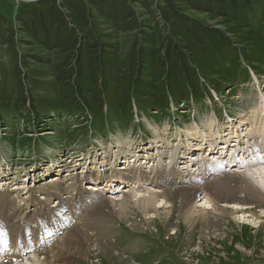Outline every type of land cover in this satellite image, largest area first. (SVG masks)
<instances>
[{"label":"rangeland","instance_id":"rangeland-1","mask_svg":"<svg viewBox=\"0 0 264 264\" xmlns=\"http://www.w3.org/2000/svg\"><path fill=\"white\" fill-rule=\"evenodd\" d=\"M97 1L90 2L93 4ZM25 2L0 0V177H3L0 183V208L5 207L1 208L5 212L23 207L24 202L30 200L26 190H32L30 196L35 198V203L43 199L40 201L42 204L58 207L54 197L63 198L65 202V197L76 192L67 195L63 189L73 184L83 188L88 183L93 187L90 181H79L84 171L89 169L95 175L105 163L127 168V162L118 157L130 150L138 159L135 164L130 160V167L139 168L141 172L155 169L158 163L154 162L152 167V163L144 162L154 157L157 162L160 160L161 165L173 161L171 167L182 170L187 176L196 175L205 166L211 168L220 165L228 171L227 159L207 157L202 150L205 143L211 149L216 145L215 141L221 138L228 140L233 132L238 134L239 139L248 134L252 147H261L259 134L264 135V129L262 125L255 124L251 111L264 106L261 78L264 75V7L248 8L243 13L246 18L240 24L234 18L218 19L202 14L193 16L184 10L187 16L217 31L211 39L207 37L209 41L206 44L199 45L180 29L165 4H161L159 9L167 17L177 43L192 58L190 74L185 75L186 83L200 92L193 96L192 92L187 93L189 102L184 103V95L179 98L180 95L174 94L176 89L170 88L165 91V103H162L157 101V81L153 77L147 79L151 76L150 72L141 77L137 65H131L133 55L144 50L143 46H139L141 40L138 33H120L111 29L108 22L96 16L92 7L91 12L97 19L95 32L100 36L96 43L97 46L103 45L104 50H98L99 63L91 68L86 62L89 47L84 41L85 36L81 39L79 34L72 47L54 48L57 42L53 46L48 40L43 44L39 34L36 37L38 41H33L21 23L31 22L26 15L31 3ZM135 9L137 13L144 12L139 6ZM254 16H258L256 21ZM70 18L75 21L71 14ZM142 19L147 20L148 25L152 24L148 17ZM85 32L84 28L81 29L83 35ZM146 50L151 51L153 47H146ZM73 53H77L76 60ZM77 61L81 62L79 66L76 65ZM161 84L166 86L165 82ZM123 90L132 92L130 107L124 102ZM162 107H169V115ZM228 115L231 118H227ZM242 123L245 125L242 126ZM257 141L256 146L254 142ZM80 152H83L84 162L76 161L75 156ZM63 161L65 166L62 171L59 170V175L57 169L60 167L54 169L52 165L58 166ZM46 169L48 174L44 173ZM52 177L56 179L55 182ZM128 177L135 178V174ZM71 178L75 182H69ZM50 181L53 183L50 184ZM56 183L58 190H63L57 195L54 194L58 192ZM186 183L163 187L160 191L167 189V194L171 192L172 197L168 199L171 207L169 210L160 209L161 212L167 210L160 222L155 220L151 228L138 230L132 226L134 221L139 224L143 221L138 204L123 203L119 195L129 197L134 191L145 195L147 191H152L153 185L144 184L137 189L140 185L132 180L126 190L120 188L116 195L105 194L103 208L97 205L84 211V216L77 223L79 228L67 226L60 235L50 231L53 235L49 237L55 235L58 239L54 244L64 241L55 255L58 260L53 264H264V218L260 224H254L252 219L241 216L235 210L238 214L222 218L225 222L221 231L208 237V232L201 228L202 216H191L185 221L184 215H180L183 211L179 200L181 195L192 193L189 187L195 186L193 182ZM119 185L117 188L112 186V191H117ZM105 187L102 184L93 188L103 191L108 189ZM154 190L157 191V187ZM47 192L53 193L52 199ZM162 194H156V199H167L164 197L166 194ZM196 194V198L202 197L198 195L200 190ZM237 199L239 203L251 207L247 212L256 213L255 216L264 215V210L250 205L252 201L243 196H237ZM121 204L124 205L120 207ZM259 206L264 208V203ZM96 207L99 211L94 212ZM119 208L120 213L114 211ZM203 208L198 204L195 213ZM149 213V216L155 214L153 211ZM3 217L0 218V225L4 222ZM240 219L246 220L243 222ZM69 223L72 224V221L67 225ZM74 229L78 232L77 236ZM171 229H176L175 235ZM18 243L24 246L29 242L22 243L19 239ZM100 247L105 251L104 255L100 254ZM63 251L64 254L61 253ZM32 256L23 255L24 260H32ZM30 260L28 264H32ZM0 264H21V261L5 257L0 258Z\"/></svg>","mask_w":264,"mask_h":264},{"label":"bare ground","instance_id":"bare-ground-1","mask_svg":"<svg viewBox=\"0 0 264 264\" xmlns=\"http://www.w3.org/2000/svg\"><path fill=\"white\" fill-rule=\"evenodd\" d=\"M33 1H35V0H33ZM17 2H22V0H20V1L17 0ZM251 113H253V115L251 117L253 118L255 124L256 125H262V127L264 129V106H259V107L253 108ZM246 115H248V114H246ZM243 121L241 120L240 122H243ZM243 125H245V123H242V126ZM150 128H152V127H150ZM206 135H208V134H206ZM211 135L213 136L214 134H211ZM204 137H206V136L204 135ZM230 138H234L235 140L240 142L238 145H237V143H235L234 145H231V147H230L231 150L229 152V156H231V158L228 159V162L231 165V167L229 168L230 172H226L227 170H225V169L222 171L221 168L216 167V166L214 168H206V166H205L203 169L198 170V173L196 175L195 174H193V175L187 174V176H184V173L181 172L182 170L178 171L177 169L175 170L174 167H171V164L173 161L170 163L167 162V163H169L167 165H161V164H159L160 160H158V162H157L156 159H154V157H153L151 159L147 158V160H145L144 162H147V164H149V163L151 164V162H152V167L154 166L155 163L156 164L158 163L157 164L158 167L155 168L156 170L152 168L151 170L149 169L148 171L145 170V172H141L139 170V168L138 169L134 168V167L128 168V166H127V168H125V167L117 166L115 164L116 166L111 165L109 169L105 168L100 173L97 171L98 173L96 175H94V176H96L95 178H93V174L90 170L84 171L83 172L84 176H83V178L81 177V179L79 180L80 182L83 183V182H88V180H91V182L93 183V185H92L93 187L102 186V184H105L106 187L107 186L112 187L113 183H115L116 180H118L119 183H117V184H120L119 189H117V191H115V192H113L111 188H109L107 190H103V191L101 190L100 191V189L96 190L95 188H93V187L91 188V186H88L89 183L85 184V186H88V187L84 186L83 188H82V186L77 187L75 184H73V185H70L69 187H67L66 189H63L64 193L67 195H71V194H73L74 191H76L74 193L75 195L73 194L69 197H65L64 199L67 198V200L65 202L62 201L63 198L62 199L58 198V199H60V201H59L56 197H54L55 198L54 200H55L57 206L59 205L58 207H56V206L50 207L47 204L46 205L42 204L40 201H43V199L39 200V203H35V198H33V196L31 198V196H30V193L32 190L31 191L26 190V194H29L28 197L30 198V200L25 201L23 207L19 206L18 208H14L10 212H9V210H7L5 212L4 209H1V208H5L3 206H1V208H0V210H1L0 211V218L4 216L3 217L4 222H3V224L0 225V258H1V254L3 253V256H5V255L11 256L14 258L15 261L19 260V262H20V259H21V264H28L29 263L28 260H30V259L24 260L23 255H33L32 256L33 259L30 260L31 261L30 263H32V264H53V263H55V260L57 259L55 257V255H57V252H59L58 250L61 249V245L64 241H62V243H58V244L56 243L57 244L56 245L54 243L58 240V239L56 240L57 236L54 235V237H52V236L49 237L50 234L54 233V231H61V230L63 231L67 226H71V225H74V227L77 226L78 225L77 223L79 222L81 217L84 216V211H88L90 209L89 207H95L97 205H100L99 208H103V202H104L103 198H105L104 195L107 193H114V194L118 193L120 191V188H122V190H126V187L132 181V179H129L128 176L132 173L135 174V178H133V180H135L140 185V186H137V189L139 187L143 186L144 184L146 186L150 185L151 187L153 185V187L151 188L152 191L151 192L147 191V193H145V195L144 194L142 195V194H140L141 192L138 193L136 191L132 192L129 197H126L125 196L126 194L119 195L121 198L120 201H122L123 203L126 202L128 204H130V203H132V204L134 203L135 205L138 204V208L141 211V216H143V221L141 224H139L135 221L132 222V226L134 228H136L137 230L143 229V228H151V226L153 225V222L155 220L160 222V220H162V217L164 216V214H166V211H167L166 210V211L161 212L160 209H168L171 207V202L168 201L169 197L171 196V192H170V194L169 193L167 194V192H165V191H167V189L160 191L163 187L172 186L173 184H177V183H179L181 185L187 184L186 183L187 181L193 182L195 184V186L189 187L191 189L192 193L181 195L179 200H181V203H182L181 207H182L183 211L180 213V215L181 214L184 215L183 218L185 221H187L189 219V217H191V216H202L201 217L202 218L201 228H202V230H206L208 232V234H209V235H207L208 237L210 236V234L215 235V233H217V231L222 229L221 227H223L224 222H225L223 220L224 218L231 217V215H234V214H238L237 212L241 213V216L246 215L245 217H249L250 219H252L251 220L252 223L258 222L260 224L261 222H263L262 220L264 218V215L261 214L259 216H255L256 213L254 214L251 211L247 212L246 210L251 209V207L246 206V204L244 205L242 203H239V199H237V196H243L245 199L252 201V203H250V205H254V207L256 206L257 209L264 210V208H261L259 206L260 204L264 203V160L261 159L262 157L264 158V135L259 134V140L261 141L263 147H260L257 149L252 148V146L249 142L250 137L248 136V134L246 136H243V138L239 139L238 134L236 135L233 132L229 135V139ZM253 138H255V137H253ZM196 139H197V137H196ZM228 140H224V141L228 142ZM215 142H217V141H215ZM124 143L126 144V142H124ZM127 143H128V141H127ZM204 146H206V143L204 144ZM134 150H136V149H134ZM195 151H199V150L195 149ZM211 152H212V150H211ZM239 153H241V155H242L241 160L236 162V161H234V157H235L234 155L239 157ZM150 154H151V152H150ZM209 155H211V154H209ZM116 156H118V155H116ZM159 157H160V154H158L157 158H159ZM210 157H213V156H210ZM108 158H109V155H108ZM255 158L259 159L260 162H257V160H255ZM205 159H206V157H205ZM246 159H247V161H245ZM125 160L127 162V159H125ZM211 160H213V159H211ZM76 161L80 162V160L79 161L76 160ZM206 161L207 160H205V162ZM134 162H136V160ZM207 163L209 165V162H207ZM123 165H124V163H123ZM64 166H65V161L59 162V165L56 166L55 168L57 169L60 167L57 170L62 171ZM56 176H59V175L56 174ZM74 178H75V176H74ZM146 180H148L149 182L145 183ZM2 181H3V177H2V179L0 178V183ZM52 181L55 182L56 179L54 178V180H53V177H52ZM70 181L73 182L74 179L71 178V179H69V182ZM52 183L53 182H51L50 184H52ZM154 187H157V191L154 190ZM55 188H56V190H58V188H59L57 183L55 184ZM63 190L60 189V190H58L57 193H54V194H56V195L60 194V191L63 192ZM199 190H200V194H198V195H202V197L196 198L197 197L196 192L198 193ZM121 192H123V191H121ZM157 192H159L160 194L165 193L166 195H164V197H166L167 199L163 200V198H162L160 200H157L156 194H159ZM46 194L49 198L52 199L53 193L51 194V193L47 192ZM128 195H129V193L127 194V196ZM187 195H188V197L186 198ZM73 196H74V198H73ZM119 196H117L115 198H118ZM39 198L37 197V199H39ZM110 201H111V199H110ZM200 201H203V202L200 203ZM110 203H112L113 205L115 204L114 202H110ZM134 204H133V206H134ZM198 204H200V208H202L204 206L206 209L205 208H203L202 210L199 209L195 213V208L197 207ZM76 205H78V206L76 207ZM122 205H124V204H121L120 207ZM75 208H76V210H75ZM99 208L96 207V208H94V209L92 208V209L94 212H97V211H99ZM209 209L211 211H208ZM114 211L120 213V208L116 209ZM150 211L151 212L153 211L155 214H153L152 216H149ZM66 212H67V214H65ZM109 214H110V211H109ZM69 218H70V220H68ZM72 218H73V220H72ZM96 219H97V217H96ZM102 219H100V220H102ZM123 219H125V217ZM85 220H86V217H85ZM190 220H191V218H190ZM240 220H242L244 222L246 219L245 220L240 219ZM69 221H72V224L69 223L70 225H67V222H69ZM104 221H106V220H104ZM164 221H165V219H164ZM49 225H52V226L48 229L47 226H49ZM98 226H99V224H98ZM153 228H155V225L153 226ZM171 230L174 231L173 234L175 235L176 229L175 230L171 229ZM50 231H51V233H50ZM67 233H70V232H67ZM54 234H56V233H54ZM77 234H78V232H77V230H75V235L77 236ZM51 235H53V234H51ZM59 235H60V232H59ZM87 237H88V235H87ZM19 239H20V242H22V243H24L25 241L28 240V242L31 244L26 243L27 245L23 246L21 244V246H19V243H18ZM88 239H89V237H88ZM86 240H87V238H86ZM74 243H76V242H74ZM37 245H39V246H37ZM67 247H69V246L67 245ZM99 250H100L99 251L100 254L104 255L105 251L103 250V248L100 247ZM9 251H12V252H9ZM29 253H31V254H29ZM61 253L64 254V251ZM14 254L15 255L18 254V255L14 256ZM50 254H51V256H48ZM75 255H76V253H75ZM81 255H83V254H81ZM41 256H43L42 257L43 259H39V257H41ZM34 260H35V262H33Z\"/></svg>","mask_w":264,"mask_h":264},{"label":"trees","instance_id":"trees-1","mask_svg":"<svg viewBox=\"0 0 264 264\" xmlns=\"http://www.w3.org/2000/svg\"><path fill=\"white\" fill-rule=\"evenodd\" d=\"M90 1L92 0H39L36 4H29L30 8L26 10V15L31 22L22 21L21 23L33 41H38L36 37L39 34L40 42L43 44L46 40L53 46L54 42H57L54 48L72 47L79 34L81 39L85 36L84 41L89 47L86 62L87 66L92 68L99 63L98 50H104L103 45L97 46L96 43V39L100 36L95 32L97 19L91 12L93 7L97 13L96 16L108 22L111 29L114 28L120 33H138L141 40L139 46H143L144 50L133 55L131 65H137L141 77H144L147 71L150 72L151 76L147 79L153 77L154 81H157V87H155L158 93L157 101L162 103H165L163 99L167 94L165 91L170 88L178 90H175L174 94L180 95L179 98L184 95L182 97L184 103L189 102L187 93L192 92L193 96L200 92H196L186 83L185 75L190 74L192 58L186 53L187 50L177 43L175 35L167 23V17L161 8L159 9L161 4H165L180 29L186 31V34L199 45L206 44L209 41L208 38L211 39L215 36L217 31L209 29L198 19L187 16L184 10L193 16L202 14L218 19L234 18L240 24L244 22L246 14L243 13L248 8L264 7V0H98L93 4ZM179 5L183 7L181 8ZM137 6L144 12L137 13L135 9ZM70 14L77 21L76 24L70 18ZM144 17H148L152 24L148 25L147 20L142 19ZM254 19L256 21L258 16H254ZM83 28L86 31L84 35L81 33ZM221 38L224 40L223 37ZM220 42L222 43L221 39ZM146 47H153V50L147 51ZM225 47L232 50L228 46ZM73 54H75L74 59L76 60L77 53ZM79 64L81 62L77 61L76 65L79 66ZM123 64H127V62H123ZM131 71L133 70L131 69ZM161 82H165L166 86H163ZM122 94L124 102L130 107L129 101L132 92L123 90ZM162 108L169 111V107Z\"/></svg>","mask_w":264,"mask_h":264},{"label":"water","instance_id":"water-1","mask_svg":"<svg viewBox=\"0 0 264 264\" xmlns=\"http://www.w3.org/2000/svg\"><path fill=\"white\" fill-rule=\"evenodd\" d=\"M38 0H35V1H29V0H26V2H28V3H34V2H37ZM25 2V3H26Z\"/></svg>","mask_w":264,"mask_h":264}]
</instances>
